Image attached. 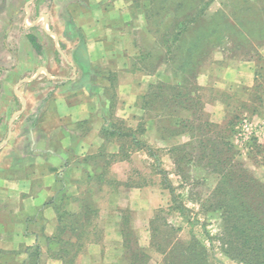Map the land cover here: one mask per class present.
<instances>
[{
  "label": "rangeland",
  "instance_id": "obj_1",
  "mask_svg": "<svg viewBox=\"0 0 264 264\" xmlns=\"http://www.w3.org/2000/svg\"><path fill=\"white\" fill-rule=\"evenodd\" d=\"M143 2L142 5L147 6L148 11V35L143 30L131 32L137 45L130 46L125 52L132 61H143L138 65L145 70H141L138 76L146 72L155 75L154 82L148 87V97L144 100L139 97L136 102L137 105L146 103L149 110L144 111L142 117L137 115V119L133 113L123 112L118 105L121 98L118 91L125 93L127 85L134 80L126 77L127 71H117L116 63L112 64L113 72H109L105 79L106 99L110 102L105 113L107 125L104 131L103 128L101 130L107 142L98 147L99 143L94 142L97 132L91 127L89 142L94 144L88 148L90 163L96 167H104L101 174L107 171L100 180L99 175L91 176V181L99 187L105 185L103 188L111 183L116 190L111 198L113 204L126 206L131 203L135 209L124 207L114 212L105 208H93L94 214L89 223L83 226V230L93 234L94 240L96 237L99 240L110 217L116 216L119 230L131 231V250L142 251V259L138 258L141 254L131 255L132 251L125 248L122 235V241L117 247L120 254H115L108 264H164L166 256L162 252L166 250L173 255L169 259L176 261L174 256L185 245H195L192 237L204 245L210 259L216 264H236L221 246L220 237L224 232L223 210L217 208V199L213 194L219 182L216 171H225L234 174L238 179L236 181L245 180L244 184L251 189V195H255L254 200L264 202V197H260L264 194V40L247 42L232 30L225 29L222 33L223 41H214V46L207 50L205 58L196 66L193 74L187 72L179 77L174 75V61L169 62L163 44L165 39L169 40L173 36L176 27L163 37V41L162 37L158 41L159 35L154 33V30H162L172 22L174 0ZM208 2L204 15L207 20L218 10L225 8L238 27L243 20L262 21L264 0H195L192 12L205 7ZM244 4L240 10L232 11ZM112 20L113 25H120L115 14ZM249 28L251 30L253 27ZM90 49L96 58L92 65L98 77V74L103 73L98 72V66L103 64L97 62V45L90 44ZM3 69L0 64V76ZM233 71H239L240 77L230 78ZM128 74L137 79L136 74ZM185 78L189 82H183ZM98 81L96 78L95 82ZM101 82H104L102 77ZM2 100L0 89V104L5 102ZM151 104L154 106L153 110ZM162 110L163 115L160 114ZM5 113L0 106V123ZM21 118L17 115L15 124ZM1 128L0 152L4 149L1 144L7 136V130L4 134ZM15 129L16 127L11 126V132ZM115 137L121 146L118 153L110 151V139ZM134 137L147 144L148 149H139L132 141ZM17 146L20 150L22 144L19 143L12 149H18ZM113 154L117 156L112 157ZM110 161V165H107ZM118 161H124L126 165L111 169L113 163ZM0 162L2 163V159ZM9 174L7 171L0 174V177ZM11 180L13 183L16 179ZM238 185L242 191L246 189L243 183ZM99 193L103 195V192ZM104 195L107 198L108 192ZM174 202L175 205L184 204L183 214L173 208ZM113 217L111 218L114 219ZM81 247V243L76 242L74 250L76 248L78 252ZM79 255L71 253L66 256L68 264L70 260L77 264ZM38 261L39 264H46L47 258L42 255Z\"/></svg>",
  "mask_w": 264,
  "mask_h": 264
},
{
  "label": "crops",
  "instance_id": "obj_2",
  "mask_svg": "<svg viewBox=\"0 0 264 264\" xmlns=\"http://www.w3.org/2000/svg\"><path fill=\"white\" fill-rule=\"evenodd\" d=\"M143 1L0 0V64L4 68L0 89L5 101L0 106L6 112L0 128L4 134L7 130L0 174L10 173L0 177V264H23L35 247L46 256V264H65L61 256L69 248L75 254L78 238L82 247L77 264H108L119 253L122 233L116 216L110 217L99 240L83 232L84 223L89 222L85 207L114 212L135 209L131 203L113 204L116 190L111 183L103 188L91 181L105 168L90 163L88 148L94 142L98 147L107 142L101 130L107 125L110 102L105 79L113 72L112 64L116 63L117 71L137 75L135 79L127 73L134 81L125 93L118 91V105L136 119L144 114L142 104L136 102L148 93L155 75L138 76L145 70L138 65L143 61H132L125 52L137 45L131 32L143 30L148 35ZM113 14L120 25H113ZM90 44L97 45V62L103 64L98 66V72H103L98 77ZM232 74L230 78L240 77L239 71ZM17 115L22 118L15 124ZM11 126L16 127L12 132ZM91 127L97 132L94 142H89ZM110 142V151L119 152L118 138ZM19 143L21 149L13 150ZM124 165L118 161L111 169ZM80 225L82 229H77Z\"/></svg>",
  "mask_w": 264,
  "mask_h": 264
},
{
  "label": "trees",
  "instance_id": "obj_3",
  "mask_svg": "<svg viewBox=\"0 0 264 264\" xmlns=\"http://www.w3.org/2000/svg\"><path fill=\"white\" fill-rule=\"evenodd\" d=\"M194 4H196L195 0H174L172 3V22L170 25H165L162 30H154V33L159 35L158 41L161 37L163 41V37L176 27L173 36L170 37L169 40L165 39V43L163 42L166 49V57L168 56L169 62L173 63L174 61V75L182 77L183 74L187 72H192L193 74L197 69L196 66L205 58L207 50L214 46V41L220 43L223 41L224 38L222 33L225 29L232 30L238 37L247 40V42L251 40H264L263 12L262 21L243 20L238 27L234 24L235 22L233 21L232 15L226 12L225 8L218 10L211 19L207 20L204 15L208 9L209 2L205 7H200V9L192 12L191 9ZM244 6L245 4L240 5L238 9L232 11H238ZM168 7L169 4L166 5V9H168ZM223 24L224 26H222ZM250 26L253 27L251 30L249 28ZM183 82H189V79L185 78ZM148 95V93L143 95V100L148 97ZM151 96H153V94ZM153 101L151 100V102ZM151 106L153 110L154 106L152 104ZM142 108L144 111L149 110L146 103H142ZM160 114L163 115V110ZM132 141L139 149H144L145 147L148 149V145L143 144L142 140L134 137ZM119 147L121 148L120 145ZM114 156H117V154L112 155V157ZM109 158L112 160L111 157ZM114 161H116V158ZM110 163L111 161L107 163V165H110ZM216 172L219 174V182L214 190L213 197L217 199V208L223 210L224 232L220 237L222 248L236 264H264V202H257L254 200L255 195H251V189L247 188L246 184H244V182H246L245 180L236 181L238 180L237 177L231 174V172ZM106 173L100 174L98 176L99 180ZM253 181L255 180L253 179ZM240 182L243 183L246 188L243 191L240 189L241 186L238 185ZM260 197H264V194L262 193ZM173 208L178 209L181 214L185 211L184 204L182 203L180 205H175L174 202ZM85 209H87V212H85L87 216H85L88 218L87 220L90 221L91 216L94 214L93 211L95 210L92 207H85ZM130 212L129 214L131 215ZM80 213L82 214V210ZM84 225H86V222ZM81 227V225L78 227L76 226L77 229ZM121 232L125 241V248L130 251L132 249L131 244H129V237L132 235L131 231L122 229ZM193 238L195 241L192 240V243L195 245H193V247L185 245L182 251L174 256L176 261H171L169 259V257L173 255H171L168 250L162 252L163 255L166 256L164 258V264H216L214 260L210 259L208 250L204 245L195 239V237H192V239ZM80 240H82V238H78V241H76L77 244L78 242L80 243ZM152 240H154L153 236ZM134 251L138 250H133L131 255L141 254L138 258L142 259V254L144 253L142 251L135 253ZM71 253L72 251L68 250L67 254L61 256L66 259L65 264H68L66 256L71 255ZM125 254H127L126 251ZM73 255L76 256L77 252ZM40 256H42V254L38 248L35 247L30 249L23 264H39L38 260ZM136 260L138 259L136 258ZM69 263L73 264V260H70ZM129 264L136 263L130 262ZM137 264L141 263L138 262Z\"/></svg>",
  "mask_w": 264,
  "mask_h": 264
}]
</instances>
